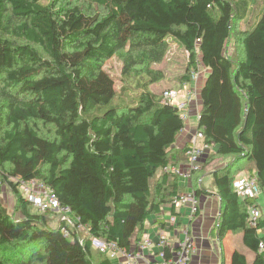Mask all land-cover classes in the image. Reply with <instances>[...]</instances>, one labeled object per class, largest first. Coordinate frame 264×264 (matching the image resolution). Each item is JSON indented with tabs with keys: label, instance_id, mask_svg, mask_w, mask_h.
I'll use <instances>...</instances> for the list:
<instances>
[{
	"label": "trees",
	"instance_id": "obj_1",
	"mask_svg": "<svg viewBox=\"0 0 264 264\" xmlns=\"http://www.w3.org/2000/svg\"><path fill=\"white\" fill-rule=\"evenodd\" d=\"M241 21L246 26L233 32ZM232 37L240 58L227 46ZM169 40L188 53L183 84L199 64L207 69L196 131L230 158L212 173L221 200L215 233L221 240L240 232L253 254L248 263L235 249L231 264H264V216L250 227L254 199L232 189V166L247 160L264 192V0H0V184L15 194L20 214L0 199V252L8 255L0 264H113L91 237L130 252L146 219L180 192L178 176L164 171L178 166L170 155L185 126L177 108L151 90L157 78L146 71L121 86L124 104L114 102L104 68L128 44L149 46L159 62ZM10 177L42 181L87 235L56 213L52 226L51 212L30 209Z\"/></svg>",
	"mask_w": 264,
	"mask_h": 264
},
{
	"label": "crops",
	"instance_id": "obj_2",
	"mask_svg": "<svg viewBox=\"0 0 264 264\" xmlns=\"http://www.w3.org/2000/svg\"><path fill=\"white\" fill-rule=\"evenodd\" d=\"M205 76L206 75L202 77V82L200 86L197 87V85L195 84V80H197V78L194 80V82L190 84L194 87V93L196 94V97L193 98L190 103V116H195V121L191 122L189 120V116L188 122L185 124L184 128L178 133L174 144L170 148V155L173 158V162L176 163L178 166L185 165L183 148L188 144L189 139L194 134V132H196L198 113L201 109V100L199 93L200 88L205 80ZM206 156L207 152L204 153V156L200 159L199 168L194 170L195 172L192 173L190 177L184 178L178 176L176 178L178 187L181 188L179 193L195 194L194 191L197 187H200V189L205 191L196 196V214L190 218V207L189 205L185 204L177 208L176 210L173 209L175 211V216H173L171 212L170 203L166 202L161 206V210L164 214L151 215L146 219L144 229L139 235V238L137 239L138 241L132 242L130 251L134 250L135 252L136 244L143 239L149 238L156 242L158 235H166L168 237L170 245L176 247L178 241L183 236L182 231L185 230L187 236L192 238L195 244V251L191 255L187 264H231V253L235 249L245 253L246 258L249 256L247 254L249 251L244 247L242 243V234L240 232L227 233L221 240L215 233L214 227L216 225V220L220 215L221 200L218 196L217 189L212 183V173L215 169L220 168L218 167V165L214 166L213 163H215L217 160H220L221 158L219 159L218 157H216L214 160H211L208 163L206 160ZM217 156L227 159L229 158L228 155ZM242 162L244 161L234 164V166H232V170H234L235 172L238 169L241 170ZM245 162L251 168L252 171L249 172L247 170L246 173H254V169L251 162H248L247 160ZM212 165L213 167H211ZM208 171L211 172V174L207 175ZM8 190L11 191L10 189ZM253 202L254 205L260 210L261 214H263L264 216V192H260ZM170 217L176 218V222L174 224L169 222ZM157 219L158 222H156ZM159 249L160 248L157 245H154L149 250L144 251L136 259L134 264H153L155 261L156 252L159 251ZM250 256L251 259L247 258L248 263L253 259L252 253ZM111 260L113 264H122L125 261V257L121 253H116L115 257Z\"/></svg>",
	"mask_w": 264,
	"mask_h": 264
},
{
	"label": "built area",
	"instance_id": "obj_3",
	"mask_svg": "<svg viewBox=\"0 0 264 264\" xmlns=\"http://www.w3.org/2000/svg\"><path fill=\"white\" fill-rule=\"evenodd\" d=\"M194 73V71L191 72V82L184 83V94H181V90H176L175 88H166L161 92L162 102L176 107L181 120L185 124L188 122L190 116V103L193 99L192 95H194V92H192L194 91V87L190 85L196 78V73ZM202 138L203 135L201 132H194L189 139L188 144L185 146V165H167L164 167V171L171 172L179 177H190L192 172L199 168L200 159L205 153L204 150L206 148H212L211 146L204 144ZM9 180L17 184V189L20 195L37 212L59 214L61 216L60 218L63 221L65 220L66 224L72 225V227H74L79 233H82L83 236L87 235V227L79 223L78 219L72 214L70 207L61 204L53 190L46 186L42 181L38 179L26 180L19 177H10ZM232 189L240 199H255L260 193L256 176L254 174H247L241 178L233 177ZM185 204L190 207V218L194 216L197 212V199L194 193H178L173 196L170 202L172 215L175 216L174 210ZM158 214L164 213L161 211ZM260 216L261 212L256 206H248L247 221L250 227H257ZM169 222L174 224L176 218L170 217ZM62 233L64 236L70 235V231L67 227H62ZM182 233L183 236L178 241L176 247L170 245L166 235H158L156 242L149 238L139 241L136 244L135 252H124L117 246L115 241H107L102 237H91L90 243L93 248L97 249L100 253L106 255L110 259H113L116 253H121L125 257V261L122 264H134L136 259L144 251L149 250L154 245H157L160 249L156 252L153 264H187L191 255L195 251V244L193 239L187 236L185 230H183ZM263 249L264 245L260 243L259 250L262 251Z\"/></svg>",
	"mask_w": 264,
	"mask_h": 264
},
{
	"label": "rangeland",
	"instance_id": "obj_4",
	"mask_svg": "<svg viewBox=\"0 0 264 264\" xmlns=\"http://www.w3.org/2000/svg\"><path fill=\"white\" fill-rule=\"evenodd\" d=\"M253 12V11H252ZM249 13L248 19L251 20V13ZM247 21V20H246ZM246 21H241L234 25V31L242 30L246 26ZM236 39L239 40L238 37ZM232 37L231 44H227V46L235 53V55L240 58L242 56L241 44L238 40ZM150 47L146 45H126L124 49L119 51L116 55L106 61L104 68L110 73V75L114 79L115 88L117 91V95L114 98V102H119L120 104H124L127 101V97L120 94L121 86L124 84H132L135 83V80L139 77V75L146 71L149 75H153L157 80L151 85V89L155 91L157 94H160L166 88H175L176 90H181V94H184L185 89L183 81L181 77L185 75L186 68L188 67V53L180 44H177L174 40H169L167 46L164 50V57L159 62H153L149 54H151ZM132 65L129 67L127 73L123 72V67L126 64ZM191 68V67H190ZM205 67L198 65L196 71V78L195 84L198 86L201 85L202 77L207 74V70H204ZM193 72V71H192ZM194 73V74H195ZM191 75V74H190ZM192 80V78H191ZM194 82V81H192ZM123 91V90H122ZM131 92V91H125ZM194 92V91H192ZM195 93L192 95V98H195ZM5 100L0 95V109H2ZM189 120L191 122L195 121V116H190ZM205 153L207 152L206 160L209 163L211 160H214L218 157L220 160H217L213 163L214 166L221 168L223 165H228L230 158H222L217 156L214 152V149H207L204 150ZM240 163V162H239ZM212 164V163H211ZM213 165L211 167H213ZM241 170L238 169L234 173V178H241L247 175L246 171L250 169V167L246 164V162H242ZM244 165V167H243ZM239 168V167H237ZM211 169V168H209ZM215 169V168H214ZM211 174V172H207V175ZM1 194L0 199L3 206L6 208L7 212L11 213L15 218L20 216L19 211L15 209L16 205V196L12 191H9L8 186L5 182L1 183ZM33 211H36L32 206L31 208ZM49 221L52 226H55L56 223L59 221V216L50 213L48 214ZM246 251V250H245ZM249 256L248 259H251V253H247ZM0 252V257L4 255L7 257V251L3 255ZM100 254L97 253V256ZM251 261H249L250 263Z\"/></svg>",
	"mask_w": 264,
	"mask_h": 264
},
{
	"label": "bare ground",
	"instance_id": "obj_5",
	"mask_svg": "<svg viewBox=\"0 0 264 264\" xmlns=\"http://www.w3.org/2000/svg\"><path fill=\"white\" fill-rule=\"evenodd\" d=\"M169 205V204H168ZM167 220V219H166ZM180 225V224H179ZM178 226V225H177ZM190 234V233H189ZM134 251V250H133ZM141 260V259H140Z\"/></svg>",
	"mask_w": 264,
	"mask_h": 264
}]
</instances>
